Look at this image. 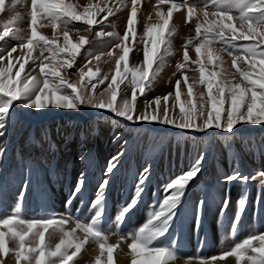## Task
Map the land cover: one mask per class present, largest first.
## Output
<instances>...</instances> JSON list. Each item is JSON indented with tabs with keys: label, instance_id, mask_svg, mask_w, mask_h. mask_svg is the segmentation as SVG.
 I'll return each mask as SVG.
<instances>
[{
	"label": "snow or ice",
	"instance_id": "1",
	"mask_svg": "<svg viewBox=\"0 0 264 264\" xmlns=\"http://www.w3.org/2000/svg\"><path fill=\"white\" fill-rule=\"evenodd\" d=\"M20 3H25V0H11L9 8L14 11ZM137 3L138 0H131V11L123 36L118 32L96 33L101 42L103 37L115 38L118 41L115 48L120 49L115 60V74L111 76L107 87L98 94L97 85L104 84L109 79L107 75L100 77L101 70L98 66L95 71L88 68L87 72L83 67L80 68L78 81L71 79L67 69L74 67L81 49L92 43L88 37L79 33L90 31L94 25H102L115 14L108 0L88 3L83 7L74 0H30V33L27 35L19 27L23 17L18 12L7 21H0V41L19 42L13 44L7 52V62L0 63V138L7 135L12 110L17 102L23 107L36 110L48 107L79 109L81 106L106 109L128 121H154L197 132L210 128L232 132L242 122L264 123V0H158V5L168 4L169 7L166 12L158 7L157 22L145 24L140 39L143 44V63L130 67L128 61L131 49L127 41L130 35L133 41L136 40L134 26ZM25 6L28 5L25 3ZM181 9L187 13L185 23H194L195 36L187 39L183 46L182 62L177 63L176 67L183 70L189 63L194 64L198 78L194 77L189 82L184 73L183 81L176 80V103L169 105V97L173 93H168L162 98L156 97L154 101L146 102L145 109L140 111L136 104L137 89L140 95H144L146 87H151L165 64L166 57L173 55L172 37L177 30L170 27V21L173 13ZM6 10L5 0H0V13ZM101 13L105 15L102 19H97ZM77 22L87 27L78 28ZM44 27H51L52 38L41 33L39 28ZM72 33L76 34L77 40H73ZM240 41L243 43H237ZM189 45L194 48L195 59L190 57ZM17 48L21 50V55L13 57L12 53L17 52ZM225 54L231 58L230 67L225 66ZM108 55L111 56L112 53L109 52ZM4 59L0 56V61ZM94 59L98 61L100 56H95ZM29 60L34 64L39 61V75L26 73L25 65ZM125 80L131 86V98L129 99L126 88L120 89L122 98L117 103L116 89ZM182 82L187 87V96L190 98L194 95L195 86L203 85L205 89L197 93L196 102L189 101L188 108L181 101ZM153 104L155 107H152ZM177 105L179 116L175 113ZM5 151L0 146V159ZM203 160L201 155L189 170L171 180L165 186L164 198L153 205L147 220L136 230L126 234L120 233V226L144 191L142 185L147 179L148 168L141 174L132 201L117 215L115 233L103 220L106 206L103 189L109 183L107 180L100 185V191L92 201L95 214L90 220L75 219V226L71 229L66 228L71 217H58L56 214L26 217L19 211L18 205L11 214L0 215V264H7L5 258L13 260L14 264H74V258L89 240L99 248L95 264H113V252L118 244L109 243L110 234L119 235L121 241H130L127 243L130 264H170L177 257V245L175 241L168 242V234L177 217L178 205L190 182L200 173ZM116 161L117 158L114 157L109 162L108 173L117 167ZM250 179L258 180L259 187L264 188V171L248 177L242 176L237 170L225 177V181L229 183L238 180L248 182ZM82 187L83 173L72 198ZM23 195L21 192V197ZM246 201L245 193L239 200V208L232 224L233 232L245 210ZM68 203H71V199ZM203 205L204 201H200L199 206L202 208ZM228 205L229 201L225 199L222 213ZM196 220L199 225V214ZM77 230L83 233L82 237L77 235ZM57 234L60 239L53 246L50 241ZM105 253L106 259H102ZM228 257H234L235 264H264V233L250 234L219 256L202 258L200 264H216Z\"/></svg>",
	"mask_w": 264,
	"mask_h": 264
},
{
	"label": "rangeland",
	"instance_id": "2",
	"mask_svg": "<svg viewBox=\"0 0 264 264\" xmlns=\"http://www.w3.org/2000/svg\"><path fill=\"white\" fill-rule=\"evenodd\" d=\"M74 2L83 7L88 3H100L101 0H74ZM25 3L18 4L13 11L9 8L11 0H5L7 10L0 13V21H7L18 12L23 17L19 27L27 35L30 33V0H25ZM108 3L115 14L102 25H94L90 31L79 33L81 36L88 37L92 43L81 49L74 67L67 69L71 79L78 81L80 68L83 67L87 72L88 68L95 71L98 66L101 70L100 77L107 75L109 79L104 84L97 85V94L107 87L111 76L115 74V60L120 54V49L115 48L118 43L115 38L103 37L101 42L96 33L118 32L123 36L131 11V0H108ZM158 7L166 12L169 5H158V0H138L134 26L136 40L133 41L130 35L127 41L131 49L128 61L130 67L143 63V44L140 43V39L143 36L145 24L151 25L157 22ZM142 9L149 14L151 20L144 21L141 18ZM180 12L185 14L182 23L173 25V17L170 21V27L177 30L172 37L173 55L166 57L165 64L158 76L154 78L151 87H146L144 95H140L137 89L136 104L140 111L145 109L146 102L154 101L156 97L162 98L168 93H173L169 97V105L176 103L174 100L176 80L183 81L184 73L187 74L189 82L194 77L198 78L199 74L195 71L196 65L189 63L183 70L176 67L177 63L182 62L183 46L187 39L195 36L194 23H185L186 10L181 9ZM104 15L105 13H101L97 19H102ZM76 27L83 29L87 26L77 22ZM39 30L52 38L51 27L39 28ZM72 38L74 41L78 39L75 33H72ZM18 43L14 40H9L7 43L0 41V56L5 58L0 63L7 62V52L11 50L13 44ZM237 43H243V41ZM109 52L112 53L111 56L108 55ZM189 54L192 59H195L192 45H189ZM18 55H21L19 48L17 52L12 53L13 57ZM95 56H100V60L94 59ZM224 59L225 66L230 67L231 58L225 54ZM13 63L16 61L13 60ZM38 63L39 61L34 64L29 60L25 65L26 73L39 75ZM18 66L17 64V68ZM168 66L170 69L164 74ZM113 87L115 88V85ZM125 88L129 99L131 98V86L125 80L120 84V88L116 89L117 103L122 98L120 89ZM203 90H205L203 85L195 86L194 95L190 98L187 96V87L182 82L181 101L185 103V107H190L189 101L196 102L197 93ZM152 107L155 105L153 104ZM175 113L179 116L178 105ZM0 146L6 150L3 158L0 159V215L11 214L19 205V211L26 217L51 214H56L58 217H71L72 219L66 225V228L71 229L75 226V219L90 220L95 214L92 201L100 191V185L107 180L109 183L103 189L106 200L103 220L104 224L110 225L115 233L116 217L135 196L137 183L145 168H148L149 172L142 185L144 191L140 197L144 199V205L149 203L150 213L153 205H157L164 198L165 186L189 170L203 155L201 171L190 182L182 207L178 206L177 209V217L174 220L177 228L174 229H179L180 239L179 241L173 239L178 244L177 257L170 263L200 264L202 258L210 259L219 256L250 234L264 233V188L259 187V181L251 179L248 182L225 181V177L237 170L242 176L248 177L264 171V123L242 122L237 124L232 132L216 128L197 132L154 121H128L106 109L81 106L79 109L48 107L36 110L23 107L17 102L12 110V120L7 135L0 138ZM114 157L117 158V167L108 173L109 162L113 161ZM82 173V190L72 198ZM152 189H154L153 195ZM21 192L24 193L23 197ZM245 193L247 194L245 210L233 232L232 224L239 208V200ZM145 194L148 196L147 199ZM225 199L229 201V205L222 213ZM200 201H204L202 208L199 206ZM137 202L138 200L135 208L138 210L134 209L132 213L126 215L120 226L121 234L133 232L144 223L145 220L142 224L136 221V219L141 221L144 216ZM198 214L199 225L196 220ZM188 219H192L195 228H192ZM209 221L215 222L217 227L214 228V224H208ZM174 229H172L173 233H175ZM207 230L209 234L206 237ZM77 235L82 237L83 233L77 230ZM192 236L195 240L192 239L187 245V238ZM59 239L57 234L50 242L54 246ZM170 240L169 233V243ZM109 243L118 244L117 248H127V243L130 241H121L119 235L110 234ZM89 244L95 248L92 260L80 258V252L74 258V264H95L99 248L91 240L86 245ZM117 248L113 252V264L117 263ZM106 256L107 253L102 259H106ZM5 260L11 259L5 258ZM11 261L14 264V261ZM127 261L126 264H130L131 257ZM216 264H235V258L228 257L224 261H217Z\"/></svg>",
	"mask_w": 264,
	"mask_h": 264
},
{
	"label": "bare ground",
	"instance_id": "3",
	"mask_svg": "<svg viewBox=\"0 0 264 264\" xmlns=\"http://www.w3.org/2000/svg\"><path fill=\"white\" fill-rule=\"evenodd\" d=\"M127 4H128V2H127ZM184 17H185L184 12H180V11L174 12L172 24L176 25L178 23H182L183 20H184ZM141 18L144 21L151 20V17L149 16V14L143 9L141 10ZM169 69H170V67L168 66V68L164 71V74ZM127 253H128L127 248H117V250H116L117 263L116 264H126L127 259L130 258V256ZM94 255H95V248H94V246L89 244V245L84 246V248L82 249V251L80 253V258H84V259H87V260H92ZM7 264H13V263H12L11 260H7ZM170 264H175V262L174 263H170Z\"/></svg>",
	"mask_w": 264,
	"mask_h": 264
},
{
	"label": "crops",
	"instance_id": "4",
	"mask_svg": "<svg viewBox=\"0 0 264 264\" xmlns=\"http://www.w3.org/2000/svg\"><path fill=\"white\" fill-rule=\"evenodd\" d=\"M152 195H153V194H152ZM185 196H186V195H185ZM149 197H151V196H149ZM129 198L132 199V197H130V195H129ZM183 200H185V197H183V199L181 200L180 204L178 205L179 208L182 207L181 204H182ZM143 201H144V200L142 199V197H140V199H138V202H137V203L140 204L139 210H142V211H143V212H142V216L144 215V216H143V219H142L141 221H140L139 219L137 220V219L135 218L138 224H142V222H143L144 220H145V221L147 220V217H148V214H149V211H148V210H150L149 207H148V204H149V203L146 204V205H144V202H143ZM148 201H149V199H148ZM141 203H142L143 207H142ZM134 209H136V208L134 207V208H133L128 214L132 213V211H134ZM136 210H138V209H136ZM191 213L194 214V212H192V211H191ZM145 221H144V222H145ZM188 222L191 223L192 228H193V227L195 228V224L192 222V219H188ZM208 224H210V225H211V224H212V225L214 224V225H213L214 228L217 227V226H216L217 224H216L215 222H213V221H209ZM176 226H177V223L174 222L172 228L170 229V232H169L170 235H171L170 243L173 241V239H176V240H178V241H179V239H180V232H179V229H178V230H177V229H174V228H177ZM214 228H213V229H214ZM172 229L175 230V233L172 232ZM176 230H177V231H176ZM208 230H209V227H208ZM208 230H207V232L205 233V236H206V237H207V234H209ZM176 232H177V233H176ZM192 232H193V231H192ZM202 233H203V232H202ZM175 234H178L177 237H173V236H175ZM209 237H210V235H209ZM192 239L195 240L194 236H192L191 238H187V243H186V244L189 245V242H190ZM209 239H210L211 242H212L211 237H210ZM198 241H199V240H198ZM198 241H197V242H198ZM176 245H178V244H176ZM186 249H187V248H186Z\"/></svg>",
	"mask_w": 264,
	"mask_h": 264
},
{
	"label": "trees",
	"instance_id": "5",
	"mask_svg": "<svg viewBox=\"0 0 264 264\" xmlns=\"http://www.w3.org/2000/svg\"><path fill=\"white\" fill-rule=\"evenodd\" d=\"M148 197H147V195L145 194V199H147ZM144 200V199H143Z\"/></svg>",
	"mask_w": 264,
	"mask_h": 264
}]
</instances>
